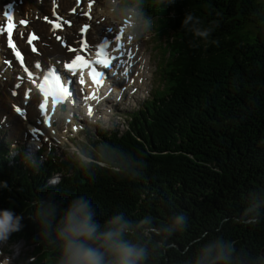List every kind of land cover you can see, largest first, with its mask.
Wrapping results in <instances>:
<instances>
[{
    "label": "trees",
    "instance_id": "16d2710c",
    "mask_svg": "<svg viewBox=\"0 0 264 264\" xmlns=\"http://www.w3.org/2000/svg\"><path fill=\"white\" fill-rule=\"evenodd\" d=\"M179 1L134 0L167 38L162 84L127 115L123 130L98 132L84 150L91 163L69 153L36 168L20 158L10 166L0 145V182L8 185L0 188V209L24 216L16 239L42 253L37 264H56L58 251L30 218L35 206L64 205L74 195L91 199L100 219L118 211L150 217L161 235L150 234L146 264H191L215 237L231 243L234 264H264V199L254 221L245 215L254 196L264 198V11L254 0ZM184 6L212 26L207 39L182 27ZM257 21L261 35H246V23ZM56 172L53 185L48 177ZM180 212L186 230L168 237L162 229Z\"/></svg>",
    "mask_w": 264,
    "mask_h": 264
},
{
    "label": "clouds",
    "instance_id": "9594fccd",
    "mask_svg": "<svg viewBox=\"0 0 264 264\" xmlns=\"http://www.w3.org/2000/svg\"><path fill=\"white\" fill-rule=\"evenodd\" d=\"M113 4L117 0H112ZM173 0H169L172 3ZM129 39L135 38V32L151 27V21L135 8L125 9L120 14ZM203 22L192 12L185 14L182 27L190 29L193 35L207 39L212 34V26L203 27ZM79 159L85 164L91 163L89 157L79 153ZM50 183H58L53 177ZM7 182H0V188H7ZM254 196L246 216L253 221L261 207L260 200ZM99 214L93 202L87 196L74 195L64 205L53 200H42L34 208L32 216L39 226L40 235L58 251L56 264H146L151 251V235H161V229L153 226L150 217L139 220L130 219L125 212H113L105 219ZM24 216L12 207L0 209V251L8 245L12 236L23 230ZM188 218L177 213L165 224L162 231L168 237L186 230ZM9 247L18 254L19 245ZM3 264H10L5 260ZM191 264H234V249L230 242L215 237L198 247L191 258Z\"/></svg>",
    "mask_w": 264,
    "mask_h": 264
},
{
    "label": "rangeland",
    "instance_id": "374dc122",
    "mask_svg": "<svg viewBox=\"0 0 264 264\" xmlns=\"http://www.w3.org/2000/svg\"><path fill=\"white\" fill-rule=\"evenodd\" d=\"M110 0L109 2H111ZM128 0H117L116 4H119L124 6L125 8H135L136 7L131 3L127 2ZM179 4H183V2L177 0ZM256 3L261 4V10L264 11V0H254ZM108 3L106 4V6ZM114 5V4H113ZM137 10V9H136ZM118 11V10H117ZM138 11V10H137ZM120 12V11H119ZM139 12V11H138ZM191 12L187 6H184L183 8V13H182V18L184 19V16L186 13ZM122 13V11L120 12ZM263 14V13H262ZM255 16H258L257 14L254 13ZM180 16V15H179ZM118 18H120L119 15H117ZM260 22H247L245 25V34L249 36H254L258 33H262ZM149 30V29H148ZM139 31L137 30L135 32V38L133 39V42H135L137 46V56L139 57L140 60V65L143 66V69L145 70L143 75L140 76L137 80V87H135L136 90H138L135 94L136 101H131V97L127 98L124 100L121 104H118L115 108L116 112L112 114V120L111 121H104L101 122L98 126L95 125H90L88 127L89 129V134H93L96 128H102V129H107V130H123L126 121L125 117L130 113V111L136 110L139 107H141L144 104V100L147 99V101L154 95V93H157L159 90V86L161 84V70H162V59H164V49L161 45V40L163 43L166 42L165 37H156L154 36L151 40H149V31ZM260 33V35H261ZM156 37V38H155ZM155 38V39H154ZM162 38V39H161ZM154 39V42H153ZM153 42V43H152ZM158 61H156V60ZM159 63V65H158ZM161 68L158 70V67ZM135 76V74H134ZM152 79V81H151ZM155 80V82H154ZM156 86H154V84ZM261 94V90L257 89V94L252 95L253 98H258V95ZM260 99L257 100L259 103ZM1 102V101H0ZM261 105L264 106V100L261 102ZM260 105V106H261ZM261 106V107H262ZM108 107V106H107ZM208 118V117H207ZM9 131L11 129L9 128ZM15 131V130H14ZM88 131V130H87ZM87 131L82 133L79 132L77 134H73L70 136V138H67L65 136L63 137V145L62 148L58 147L57 151L61 156H64L65 153H74L77 151V149H80L83 144H87L90 141L91 147H92V140L95 139L94 137L89 140L86 138L87 136ZM230 131V130H229ZM13 133V131H12ZM14 134V133H13ZM8 137L11 139L12 134H9L5 132L4 134H0V139ZM16 138V137H15ZM68 140H71L70 142ZM17 143L21 145L20 139H17ZM16 143V144H17ZM79 146V147H78ZM86 147V146H85ZM63 149H65L63 151ZM28 151H32L28 147ZM46 152V150H44ZM33 152H36L33 150ZM83 153V151H81ZM19 153L18 150H11L10 156ZM79 154V153H78ZM84 154V153H83ZM29 153L26 155L28 156ZM85 155V154H84ZM30 160L35 161V158L32 157ZM43 160V158H42ZM13 238H17L16 234L13 236ZM10 245H19V252L18 254L13 250V248L9 247ZM3 250H8L13 253L7 254V258L10 261V264H37L40 261V255L34 259V261L30 262L29 257L32 256V252L34 249V245H32V242H27L25 240H14L12 239L8 242V245L2 246Z\"/></svg>",
    "mask_w": 264,
    "mask_h": 264
},
{
    "label": "bare ground",
    "instance_id": "6f19581e",
    "mask_svg": "<svg viewBox=\"0 0 264 264\" xmlns=\"http://www.w3.org/2000/svg\"><path fill=\"white\" fill-rule=\"evenodd\" d=\"M21 1L25 2L26 4L25 5L19 4L18 10L20 13L26 14L25 11L30 12L33 15H35L36 13H39V12L46 13V14L51 13V0H41V1L34 3V5L27 4V2L29 0H21ZM74 4H75V1H73V0H60V8L64 11H66L68 8L72 7ZM99 4L104 5V2L102 0H99ZM76 7H78L76 10V13L71 15L68 18L71 21H74V20H79V22L85 21L86 19L83 18L81 15L83 8L79 2L76 4ZM108 7H110V6H108ZM30 8H31V11H30ZM101 16L102 15L97 16L96 19H100ZM113 17H115L114 14H112L110 16V18H113ZM36 23H37L39 31L49 30V26L47 24L43 23L41 20H36ZM105 23H106V19L99 22L98 24L96 21H94L93 28H91L87 34L88 39H91L93 41L98 42V39H99L98 34L100 33V28H101V26H105ZM78 28H79V24L66 29V34L68 37H70V40H73L75 38L74 34ZM130 41L133 42V39H130ZM49 43H51V48H49V50L52 53H56V52L60 51L59 44L56 41L49 40ZM50 56L52 57V54L48 53V57H50ZM138 63L140 66V73L142 75L145 70L143 69V66L140 65L139 59H138ZM131 72H133V70ZM5 76L7 77V80H3V78H0V86L4 85V87H5V89L0 88V101L2 102V105H3L1 112L4 111L5 109L10 110V113L8 115V117L11 116V119L8 118L10 120L9 128L12 131L15 130V132H13L14 134L16 133V131H17V133H20L21 131H23L22 130L23 124L30 123L31 119L35 116V114L33 112V107L35 106L36 102H38L39 99L37 96L34 95L32 97V99L30 100V102L27 106L28 114H27L26 119L17 115L13 110L12 103L21 101L22 100V94H20L16 98L11 96V93L8 89L13 86L14 79L9 77L7 74H5ZM117 85H118V81H114V86H116L115 90L119 92V93H116V96L121 93L119 89H116ZM137 91L138 90H135V85H134V89H131V93L133 95V101L134 102L136 101L135 93ZM88 105L89 104H86V107H88ZM65 115L67 117L66 120H70V117L68 116V114L66 112H65ZM28 136H30V138H32V134L28 133ZM62 142H63V139H62ZM38 144H40V143L38 142ZM15 240H18V239L15 238ZM4 252H8V250H4ZM0 264H3V263H0Z\"/></svg>",
    "mask_w": 264,
    "mask_h": 264
},
{
    "label": "snow or ice",
    "instance_id": "6c2138e0",
    "mask_svg": "<svg viewBox=\"0 0 264 264\" xmlns=\"http://www.w3.org/2000/svg\"><path fill=\"white\" fill-rule=\"evenodd\" d=\"M11 9H12V5L9 4V5L6 6V10H5V12H4V15L7 16L9 19H11V15H10ZM20 23H24V21H20ZM55 27H59V25H56ZM10 31H11V30H9V32H10ZM33 38H35V37H33ZM29 43H31V39L29 40ZM34 50H35V49H34ZM76 59L79 60L80 58L77 57ZM101 62H102V61H100V60L97 61V63H101ZM75 65H76V61H73L71 64L68 65V67H69V68H74ZM37 66H39V65H37ZM106 66H107V65H106ZM81 83H83L82 80H81ZM93 98H95V97H93Z\"/></svg>",
    "mask_w": 264,
    "mask_h": 264
}]
</instances>
